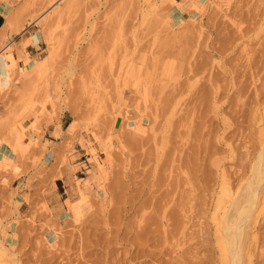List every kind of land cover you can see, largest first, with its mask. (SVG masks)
Returning <instances> with one entry per match:
<instances>
[{
  "label": "rangeland",
  "instance_id": "374dc122",
  "mask_svg": "<svg viewBox=\"0 0 264 264\" xmlns=\"http://www.w3.org/2000/svg\"><path fill=\"white\" fill-rule=\"evenodd\" d=\"M237 4L241 27L259 19L243 43L233 24ZM2 9L0 153L8 146L11 154H0V264H109L105 251L121 254L123 247L106 239L121 236L126 222L138 230L151 207L136 213L132 206L156 182L148 174L162 173L171 149L182 167L200 144L206 165L224 153V141L238 154H256L259 134L252 114L242 112L254 86H264V0H0ZM43 58L40 68L29 67ZM208 77L245 85L247 93L215 113L202 100ZM227 115L241 127L218 142ZM48 131L64 136L62 143L49 142ZM223 164L237 165L229 158ZM259 230L264 250V226ZM201 249L197 264L208 259ZM252 259L264 264V254Z\"/></svg>",
  "mask_w": 264,
  "mask_h": 264
},
{
  "label": "bare ground",
  "instance_id": "6f19581e",
  "mask_svg": "<svg viewBox=\"0 0 264 264\" xmlns=\"http://www.w3.org/2000/svg\"><path fill=\"white\" fill-rule=\"evenodd\" d=\"M235 9L236 10L234 14H236V20L234 19L235 22H232H234L233 24L235 25V31H237L236 33H238V35L236 34V36H238V43H243L247 34H249V32H252V27H255V25L258 24L257 20L259 19L253 18L251 20L252 22L250 21L251 23H249L247 27H241L243 18L242 14L240 13V4L235 5ZM247 38L249 39L250 37ZM247 51L249 53L244 52V60L246 62V67L252 71V68L254 67L252 66V62L254 59H252L251 56L253 54L250 55V52L252 51H249V49ZM7 54L9 55V53ZM26 59L28 58L26 57L23 60ZM46 59L40 62L36 61L30 63L29 67L32 69V67L34 68L37 64V68H40L41 65L43 66ZM255 68L257 67L255 66L254 70ZM26 69L27 68H22V71H25ZM193 76L195 77V74ZM214 80L208 77L207 82H209V84L207 85L208 87H205L207 88V90H204V95L202 94V100L204 101V103L207 102L208 108H210V110L214 111L215 113L216 109L222 108V106L227 102L231 104H237V102L242 99L240 96L247 93L246 89L248 87H244L245 85H240L237 87V85L232 81V87H229V82L227 81V83H224L223 85L222 83L220 84L217 79L216 81ZM192 87H194V85ZM257 87V85L254 86V88L252 87L253 89L250 91L251 93H253L251 94V96L253 97H251L250 95V97H246L247 101H249L247 105L249 111H246L247 109L242 108V113H244L245 111L252 114L250 116L251 125L258 131L259 134V138L257 137L258 141L256 146V154H254L251 158L250 156H248L249 154L247 152L246 155L245 153L244 155L238 154L236 152V148L232 147L230 145V142L224 141V153H213L212 155H210L211 158L209 159V164L206 165L207 160H205V157H208L209 155L205 156L204 158L202 156L201 158L200 150L202 149H200V144V146L196 147V154H192L193 152L189 153V157L185 153L188 157V160H185L188 163L186 162V167H182L180 166L182 163L176 166L173 164V162L176 163L175 160L177 162H181L182 157L180 158V156H178L179 154H175L174 149H171L170 153L167 151L165 155L167 153L169 154L166 155V160H164V157L162 165L160 163L162 168H158V171L160 170V172L162 173L157 172L156 177L155 174H148L149 176H152L153 181H156L159 184L153 182V184L150 185L151 187H149L150 189L148 191H144V198L140 202H138L137 206H132L133 212L137 213L139 210L144 209V206H146L147 204V208H149L150 204L151 212L146 215L142 213L139 216V226L137 224L135 225L136 228L138 227V230L135 228L136 231H132L131 229L134 228H132V226H134L133 223H130L132 224L131 226L129 223L126 225V222L124 223V228L121 232L123 234H121V236L119 235L120 233L118 234V231H116L114 233L115 235L106 239L107 246L110 244H118V246L123 247V252L121 254L117 253L115 255L114 251H105L106 256H113L111 259V263L109 264H145V260H148L150 262L152 261L153 264H197V261H201L198 257V255L200 254V248H202L201 250L206 251L205 253H207L208 256V259L204 262V264H251L253 261L252 258L259 259V257L264 254V250H262L261 247L258 246L260 242L259 240L261 238V232L259 229L264 226V103L261 102V99H264V86H262L261 88ZM221 95L223 97H221L222 99L219 98ZM219 99H221V101ZM197 106L194 105V108L196 107L197 109ZM242 106H244L243 103ZM156 116L153 117H155L156 119L158 117ZM162 118L163 117H161V119ZM220 120L223 125L222 135L220 131H216L214 137L218 142L222 141L221 139L224 137L223 133H225L226 130L232 128L240 129L239 127H241L239 123L234 122L232 119H230L228 115L222 116ZM150 130L152 131V129ZM141 132H143V129L141 130ZM153 132L154 131H152L151 133ZM152 135H154V133ZM154 138L152 137L153 141H156L154 140ZM162 138L164 140L163 143L168 142L166 141L168 139L167 137H165V135H162ZM208 139H210V137ZM197 140L200 139L197 138ZM208 145L206 146V148L208 147ZM208 148L207 149L210 150V147ZM211 149L216 150L214 149V147ZM213 150L211 152H213ZM177 151L180 150L178 149ZM202 152L205 151L203 150ZM156 153L158 157L156 159L159 160L163 153L160 149L157 150ZM208 153L211 154L210 152ZM150 154L147 155L150 156ZM173 154L177 155L178 157L174 156ZM185 154H183V156ZM191 155L193 156L191 157ZM176 157L179 159H176ZM149 158L151 159V157ZM226 158L234 161V163H236L237 165L226 167L223 164ZM197 161H199V163ZM189 162L192 163V168L188 166V164L190 165ZM201 162L203 163L204 168H201ZM150 172L152 171L150 170ZM173 178H175V180H173ZM185 186L187 187L186 190L184 188ZM101 196H103V194L100 193V197ZM138 196L140 197V195ZM75 211L78 213V210ZM108 232L109 230L107 231V233ZM1 245L3 246V244ZM2 251L3 250L0 248V257L3 255L5 256ZM167 254L168 256L170 255L168 260L165 259V256ZM172 254L175 255L171 256ZM8 256L10 255L7 254L6 257L8 258ZM204 258H206V256H204ZM6 261H3V263L5 262L4 264H6Z\"/></svg>",
  "mask_w": 264,
  "mask_h": 264
},
{
  "label": "crops",
  "instance_id": "0c3cea01",
  "mask_svg": "<svg viewBox=\"0 0 264 264\" xmlns=\"http://www.w3.org/2000/svg\"><path fill=\"white\" fill-rule=\"evenodd\" d=\"M4 12V10L2 9V12H0V13H3ZM4 23H3V16H2V14H0V27L3 25ZM14 44H15V47H16V49H19V48H21L19 45H18V42L16 41V42H14ZM31 44L32 45H35V46H38V44L36 45L35 43H33V42H31ZM29 47H31L30 45H27L26 47H25V53H26V55H27V53L29 52L28 51V48ZM28 57V56H27ZM65 122H64V119L62 120V124H64ZM62 129H63V125H62ZM50 132L51 131H48V136H49V134H50ZM28 136H29V138H31V139H35L36 138V135H35V133H33L32 131H29L28 132ZM63 139H64V136L63 137H59V138H56V139H53V137H50L49 136V139H47V140H49V142H52L53 144H60V143H62V141H63ZM51 146H49V148H50ZM0 154H11V150H10V148L8 147V146H5L3 149H1V153ZM52 157V156H51ZM50 163H51V160H50ZM63 171H65V170H63Z\"/></svg>",
  "mask_w": 264,
  "mask_h": 264
}]
</instances>
